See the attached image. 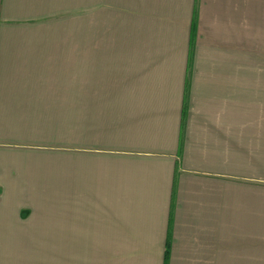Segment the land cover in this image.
Here are the masks:
<instances>
[{
  "label": "crops",
  "instance_id": "0c3cea01",
  "mask_svg": "<svg viewBox=\"0 0 264 264\" xmlns=\"http://www.w3.org/2000/svg\"><path fill=\"white\" fill-rule=\"evenodd\" d=\"M35 233L73 254H7ZM166 245L264 264V0H0V264Z\"/></svg>",
  "mask_w": 264,
  "mask_h": 264
},
{
  "label": "rangeland",
  "instance_id": "374dc122",
  "mask_svg": "<svg viewBox=\"0 0 264 264\" xmlns=\"http://www.w3.org/2000/svg\"><path fill=\"white\" fill-rule=\"evenodd\" d=\"M8 235L10 240L8 239ZM9 240L11 247L5 251L9 256H24V257H69L73 253L69 248L58 247L57 241L53 239L51 233H35V234H7L6 241ZM63 240V239H62ZM21 243L22 248L17 245ZM14 246V247H12ZM83 250H78V256H82ZM93 255L99 256V250H94ZM0 255H5L4 251L0 249Z\"/></svg>",
  "mask_w": 264,
  "mask_h": 264
},
{
  "label": "trees",
  "instance_id": "16d2710c",
  "mask_svg": "<svg viewBox=\"0 0 264 264\" xmlns=\"http://www.w3.org/2000/svg\"><path fill=\"white\" fill-rule=\"evenodd\" d=\"M167 258H168V246L166 245L163 264H167Z\"/></svg>",
  "mask_w": 264,
  "mask_h": 264
}]
</instances>
